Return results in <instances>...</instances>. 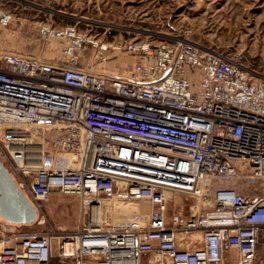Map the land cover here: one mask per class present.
<instances>
[{"label": "built area", "instance_id": "2783aa9c", "mask_svg": "<svg viewBox=\"0 0 264 264\" xmlns=\"http://www.w3.org/2000/svg\"><path fill=\"white\" fill-rule=\"evenodd\" d=\"M11 18L0 8V28ZM39 34L62 42L56 60L0 52V159L37 225L53 193L76 195L84 217L67 234L0 233V264H264V79L242 52ZM87 45L102 65L131 59L94 73ZM178 195L197 209L168 213Z\"/></svg>", "mask_w": 264, "mask_h": 264}, {"label": "rangeland", "instance_id": "374dc122", "mask_svg": "<svg viewBox=\"0 0 264 264\" xmlns=\"http://www.w3.org/2000/svg\"><path fill=\"white\" fill-rule=\"evenodd\" d=\"M0 8L12 14L10 23L0 28V52L54 61L60 56L62 42L42 38L39 27L74 26L112 43L179 38L223 55L240 51L252 78L264 79V0H0ZM130 59L125 53L113 52L102 66L90 45L80 52V63L94 73L121 70ZM193 204L191 197L175 196L168 213L187 215ZM43 210L44 224L20 226V231L53 228L67 234L84 217L76 195L51 194ZM50 264L61 263L53 258Z\"/></svg>", "mask_w": 264, "mask_h": 264}, {"label": "water", "instance_id": "95a60500", "mask_svg": "<svg viewBox=\"0 0 264 264\" xmlns=\"http://www.w3.org/2000/svg\"><path fill=\"white\" fill-rule=\"evenodd\" d=\"M37 216V209L26 194L18 189L11 173L0 159V232L32 225Z\"/></svg>", "mask_w": 264, "mask_h": 264}, {"label": "crops", "instance_id": "0c3cea01", "mask_svg": "<svg viewBox=\"0 0 264 264\" xmlns=\"http://www.w3.org/2000/svg\"><path fill=\"white\" fill-rule=\"evenodd\" d=\"M102 65V64H101ZM102 66H104V65H102ZM110 67V66H109ZM107 72H112L113 73V75H116V72H115V70H112V71H105L104 73H98V74H105V73H107ZM56 194H58V193H53V195H56ZM16 232H20V228H17L16 230H14V231H9V232H7L6 234H10V233H16Z\"/></svg>", "mask_w": 264, "mask_h": 264}, {"label": "bare ground", "instance_id": "6f19581e", "mask_svg": "<svg viewBox=\"0 0 264 264\" xmlns=\"http://www.w3.org/2000/svg\"><path fill=\"white\" fill-rule=\"evenodd\" d=\"M196 209H197L196 204H194V205L191 206V212L195 211ZM194 237H193V239H194ZM0 244H1V242H0Z\"/></svg>", "mask_w": 264, "mask_h": 264}]
</instances>
